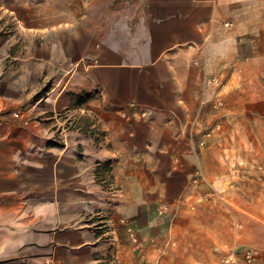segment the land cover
Returning a JSON list of instances; mask_svg holds the SVG:
<instances>
[{
  "label": "crops",
  "instance_id": "obj_1",
  "mask_svg": "<svg viewBox=\"0 0 264 264\" xmlns=\"http://www.w3.org/2000/svg\"><path fill=\"white\" fill-rule=\"evenodd\" d=\"M244 249L264 264V0H0V264Z\"/></svg>",
  "mask_w": 264,
  "mask_h": 264
},
{
  "label": "built area",
  "instance_id": "obj_2",
  "mask_svg": "<svg viewBox=\"0 0 264 264\" xmlns=\"http://www.w3.org/2000/svg\"><path fill=\"white\" fill-rule=\"evenodd\" d=\"M104 225L105 228L107 229V233L110 236H113L115 234L114 224L108 217H105ZM130 237L134 243L139 242L138 237L133 231L130 232ZM254 257H255V251L253 249H244L242 251L230 252L229 255L223 259V262L225 264H231V263H236L241 259L247 261L248 263H251Z\"/></svg>",
  "mask_w": 264,
  "mask_h": 264
},
{
  "label": "rangeland",
  "instance_id": "obj_3",
  "mask_svg": "<svg viewBox=\"0 0 264 264\" xmlns=\"http://www.w3.org/2000/svg\"><path fill=\"white\" fill-rule=\"evenodd\" d=\"M238 262H241L240 264H248V262L245 261V260H241V261H238ZM238 262H236V263H238ZM224 264H225V263H224ZM231 264H234V263H231Z\"/></svg>",
  "mask_w": 264,
  "mask_h": 264
}]
</instances>
